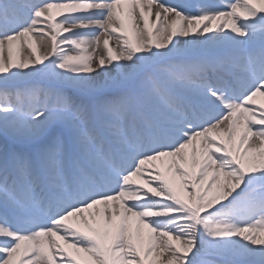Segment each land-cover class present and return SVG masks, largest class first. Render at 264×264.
I'll return each instance as SVG.
<instances>
[{"label": "snow or ice", "instance_id": "1", "mask_svg": "<svg viewBox=\"0 0 264 264\" xmlns=\"http://www.w3.org/2000/svg\"><path fill=\"white\" fill-rule=\"evenodd\" d=\"M0 264H264V0H0Z\"/></svg>", "mask_w": 264, "mask_h": 264}]
</instances>
